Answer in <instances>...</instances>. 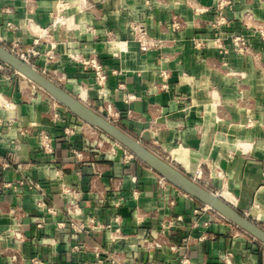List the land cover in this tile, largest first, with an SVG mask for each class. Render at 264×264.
Here are the masks:
<instances>
[{"label":"crops","instance_id":"1","mask_svg":"<svg viewBox=\"0 0 264 264\" xmlns=\"http://www.w3.org/2000/svg\"><path fill=\"white\" fill-rule=\"evenodd\" d=\"M138 25L160 46L141 51ZM0 29L7 45L38 51L34 67L264 228V0H0ZM235 37L249 49L239 52ZM93 58L108 72L104 88ZM5 66L0 264H264V243L161 184L120 142L87 134ZM157 235L178 248L143 245Z\"/></svg>","mask_w":264,"mask_h":264},{"label":"water","instance_id":"2","mask_svg":"<svg viewBox=\"0 0 264 264\" xmlns=\"http://www.w3.org/2000/svg\"><path fill=\"white\" fill-rule=\"evenodd\" d=\"M0 61L10 66L20 75L36 83L39 87L48 92L56 101L71 110L81 120L112 136L169 183L180 188L205 205H209L225 219L264 243V228L259 226L246 215L238 212L217 192L202 186L197 181L187 176L178 167L174 166L152 150L146 148L145 145L123 130L120 126L97 113L82 101H78L71 93H69V91L62 88L59 84L43 74L39 69L24 61L2 44H0Z\"/></svg>","mask_w":264,"mask_h":264},{"label":"built area","instance_id":"3","mask_svg":"<svg viewBox=\"0 0 264 264\" xmlns=\"http://www.w3.org/2000/svg\"><path fill=\"white\" fill-rule=\"evenodd\" d=\"M173 26L176 29H180L183 26V22L181 20L175 19L173 21ZM136 31H137V34H138L137 35V41L139 42V46H140V50L141 51H147L149 49L156 48V47L160 46V44L162 43V41L160 39L148 36L147 33H146V29L143 26H141V25H138L136 27ZM261 36H262V38L264 40V31H261ZM234 42H235V44L237 46V50L239 52H245V51H247L249 49V46L245 43V41L241 37H235L234 38ZM0 44L5 46L6 48H8L10 51L15 53L17 56L22 58L24 61H26L30 65L34 66L33 64H31L30 58H31L32 55H37L38 51H36L34 49H30L27 52H22L14 44H12L10 46L7 45V43L5 41V38H4L3 34H2L1 29H0ZM54 48H55V45H53V49ZM54 56H55V52L51 51L50 58H53ZM86 63L88 65H90L95 71V83L99 87L104 88L105 84H106V81H107V78H108V72L105 70V68L101 65V63L97 59L93 58L91 60L86 61ZM5 69H7V67H5ZM10 69L12 70V68H10ZM12 71H14L15 75L19 74L15 70H12ZM41 72L43 74H45V75L48 74V72L46 70H42ZM40 138H41V141H40L41 147L46 152H52L53 151V146H52V137L50 136V134L47 131L43 130V131L40 132ZM78 155H79V153H78ZM130 155L134 156L132 153H130ZM169 157H171V156L168 154L167 157L164 158V159H166L168 162L173 164V162H171V160H169ZM173 165L176 166L175 164H173ZM160 182H161V184H166L168 181L161 176ZM26 183L29 185L30 188L34 189L35 191L43 193V187L41 186V184H39L37 182H34L32 180H28V181H26ZM40 204L42 206H44V207L47 206V204L45 202H41ZM205 208H208V206H206ZM48 210H49L50 213H55L56 212L53 207H48ZM91 222H93V219L90 220V223ZM72 225L75 227L76 230H82L83 229L82 223L72 222ZM116 232H118V230H116ZM12 234H13V236L16 239H20V240L23 239V236H22L21 232L18 229L17 230H13L12 229ZM143 245L146 248H148V249H162V248L166 247V248H169L170 250H176L178 248V245L176 243L167 244V243L163 242L162 240L159 239L158 235L155 236L151 240H146ZM96 253H97V255L99 254L98 252H96ZM10 260H11V262L17 260V255L16 254L11 255L10 256ZM98 262L101 263V260H99ZM81 264H89V263H81ZM114 264H116V263H114Z\"/></svg>","mask_w":264,"mask_h":264},{"label":"rangeland","instance_id":"4","mask_svg":"<svg viewBox=\"0 0 264 264\" xmlns=\"http://www.w3.org/2000/svg\"><path fill=\"white\" fill-rule=\"evenodd\" d=\"M0 63H2V62H0ZM6 65V64H5ZM5 67H7V69H6V72H7V75L8 76H13V75H15L14 74V71H12L10 68V66H8V65H6ZM10 67V68H9ZM19 74H17V76H18ZM48 78H50V79H52L54 82H56L57 84H59L62 88H64V84L63 83H61V82H59V81H56V80H54L53 79V77H51L50 76V74L48 73L47 75H46ZM65 89V88H64ZM40 91L44 94V95H47V96H49L50 98H51V95L48 93V92H46L44 89H40ZM69 93H71L72 94V96L73 97H75L78 101H81V99H80V97L78 96V95H76V94H74V93H72V92H69ZM52 99V101H54V103H55V106L58 108H60V109H63L64 111H67V113H71L72 115H74L75 117H77L76 119H78V121H79V123L80 124H84V125H86V127L89 129V132L87 133V134H89V135H93V136H98V135H103V136H105V137H108L109 139H112V140H116V139H114L112 136H110L109 134H107L106 132H104V131H102V130H100L99 128H97V127H94V126H91V125H89V124H87L86 122H84L83 120H81L78 116H76L71 110H69L67 107H65L64 105H62L61 103H59L58 101H56V100H53V98H51ZM85 105H87V106H89L88 104H87V101H84L83 102ZM89 107H91V106H89ZM92 108V107H91ZM93 109V108H92ZM93 110H95V109H93ZM96 111V110H95ZM97 113H99V114H101L102 116H104L105 118H107V119H109L111 122H113L114 124H116V125H118V126H120L119 125V123H117V122H115L113 119H111V117H109V116H107V115H104V114H102L101 112H99V111H96ZM123 128V127H122ZM123 130H126V129H123ZM91 131V132H90ZM126 132H128V131H126ZM95 133V134H94ZM117 141V140H116ZM142 143V142H141ZM143 144V143H142ZM144 145V144H143ZM147 148V147H146ZM149 149V148H148ZM129 150V149H128ZM130 151V150H129ZM131 152V151H130ZM155 152V151H154ZM132 153V152H131ZM133 154V153H132ZM134 155V154H133ZM160 156H162L163 158H166L163 154L161 155L160 154ZM134 157H136V158H138L136 155H134ZM139 159V158H138ZM169 160H171V162H173V164H175L174 163V160L171 158V157H169ZM176 165V164H175ZM176 166H178V165H176ZM198 182V181H197ZM199 183V182H198ZM199 184H201V183H199ZM202 186H204V187H206V185H204V184H201ZM206 188H208V189H210L209 187H206ZM210 190H212V189H210ZM213 191V190H212ZM214 192H216V191H214ZM225 193V191L224 192H221V193H218L221 197H222V194H224ZM222 198H225V197H222ZM204 206H205V204H203ZM216 213V212H215ZM219 216V215H218ZM221 217H222V215H221ZM225 219V218H224ZM227 220V219H226ZM228 221V220H227ZM230 222V221H229ZM230 223H232V222H230ZM233 224V223H232ZM233 225H235V224H233ZM236 226V225H235ZM238 227V226H237Z\"/></svg>","mask_w":264,"mask_h":264},{"label":"bare ground","instance_id":"5","mask_svg":"<svg viewBox=\"0 0 264 264\" xmlns=\"http://www.w3.org/2000/svg\"><path fill=\"white\" fill-rule=\"evenodd\" d=\"M55 75H56V77H57V76L60 75V74H58V73L56 72ZM58 77H59V76H58ZM80 98H81V97H80ZM81 101L84 102L85 100H83V99L81 98ZM207 206H208L209 208H211L209 205H207ZM217 213H218V212H217Z\"/></svg>","mask_w":264,"mask_h":264}]
</instances>
